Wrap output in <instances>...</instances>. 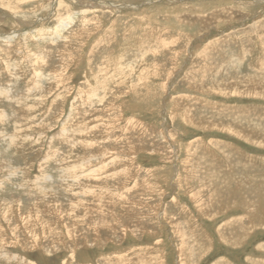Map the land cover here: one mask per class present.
<instances>
[{
    "label": "rangeland",
    "instance_id": "rangeland-1",
    "mask_svg": "<svg viewBox=\"0 0 264 264\" xmlns=\"http://www.w3.org/2000/svg\"><path fill=\"white\" fill-rule=\"evenodd\" d=\"M0 17V264H264V96L226 86L264 77V0H0Z\"/></svg>",
    "mask_w": 264,
    "mask_h": 264
},
{
    "label": "bare ground",
    "instance_id": "bare-ground-1",
    "mask_svg": "<svg viewBox=\"0 0 264 264\" xmlns=\"http://www.w3.org/2000/svg\"><path fill=\"white\" fill-rule=\"evenodd\" d=\"M58 2V1H57ZM60 2V1H59ZM58 2V3H59ZM59 6H60V4H59ZM20 10V9H19ZM32 15V14H31ZM0 20H2V18L0 17ZM199 20H200V18H199ZM199 20H197V21H199ZM22 21H25L24 19L22 20ZM21 21V22H22ZM72 22V20L71 19H69L67 22H64V23H60L61 24V28H62V30H65V29H67V27L69 26V24ZM195 22V21H194ZM22 24H28L27 22H22ZM41 34V33H40ZM92 34V33H91ZM55 35V34H54ZM81 35V34H80ZM93 35V34H92ZM86 37H88V34H86L85 35ZM200 38L201 37H199L198 39L200 40ZM261 39V38H260ZM137 42H138V40H137ZM208 51V50H207ZM217 57H222V56H217ZM258 60V59H257ZM229 62V61H228ZM204 63V62H203ZM259 63V67H258V69H262L263 67H264V54L263 55H261V59H260V61L258 62ZM217 68V67H216ZM150 69V68H149ZM89 70H90V68H89ZM263 71V70H262ZM262 71H261V73H262ZM254 72V71H253ZM264 72V71H263ZM251 73V72H250ZM259 73V72H258ZM257 73V74H258ZM262 75H263V73H262ZM261 75V76H262ZM263 77V76H262ZM234 78V77H233ZM264 78V77H263ZM263 78H261V77H255L254 76V74L253 75H251V76H249V75H247V77H241V78H239L238 80H236L235 82H234V80H233V82L234 83H232L231 81H228L229 83H227V87H229L228 89H236V90H240V91H242V92H247V94H251V96L254 94L255 96H256V94L257 95H261V96H264V79ZM91 81V80H90ZM216 83V82H215ZM215 85V84H214ZM133 86V85H132ZM218 88H220V86H217ZM134 88V87H133ZM132 88V89H133ZM218 88H217V90H218ZM135 89V88H134ZM216 89V88H215ZM227 89V90H228ZM220 90V89H219ZM235 90V91H236ZM208 91V90H207ZM211 91V90H210ZM239 91V92H240ZM213 92V91H212ZM227 92V91H226ZM233 94V93H232ZM181 95V94H180ZM246 95V94H245ZM182 96V95H181ZM12 98V97H11ZM15 98V97H14ZM181 98V97H180ZM99 99L98 97L97 98H92V100H95V101H93V103L92 102H88V104L90 105V106H95V104H97V103H99L97 100ZM102 99V98H101ZM85 100H87V99H85ZM178 100V99H177ZM175 101H176V98H175ZM95 103V104H94ZM173 103V102H172ZM176 104V107H177V110H178V115L179 116H181V118H183V121H187V120H190V119H188V113L187 112H185V110L184 109H181L182 107L179 105V103L178 102H176L175 103ZM179 111H181V112H179ZM174 114V113H173ZM25 115V114H24ZM238 116V115H237ZM191 117V116H190ZM243 117V116H242ZM230 120V119H229ZM242 121V120H241ZM240 121V122H241ZM212 122V121H211ZM220 122V121H219ZM232 122V121H231ZM228 123L227 125H228V127L230 128V132L232 133V134H234L236 137H239V138H241V139H244V140H251V138L250 137H248V134L250 135V134H252L251 133V128H250V131H249V129H248V127H250L249 125H242V124H239L238 123V121H236V119H233V123ZM226 123H227V121H226ZM246 123V122H245ZM214 124H216V122L214 123ZM200 125V124H199ZM211 125V124H210ZM217 126H222V125H220L218 122H217V124H216ZM257 126V125H256ZM208 127V126H207ZM77 131V130H76ZM249 131V132H248ZM254 131V130H253ZM264 131V130H263ZM83 132V131H82ZM229 133V132H228ZM253 133H256V132H253ZM259 133V132H258ZM259 134H261V133H259ZM262 134H263V132H262ZM262 134H261V136H262ZM253 135V134H252ZM258 135V134H257ZM264 135V134H263ZM254 136V135H253ZM253 136H251V137H253ZM257 137V139H259V137L258 136H255V138ZM262 137H260V139H261ZM68 139H71V138H68ZM172 139V138H171ZM253 139H254V137H253ZM264 139V138H263ZM254 140H256V139H254ZM68 141V140H67ZM76 141V140H75ZM263 142V141H262ZM75 143V142H74ZM75 145V144H74ZM78 145V144H77ZM85 145V144H84ZM262 145V144H261ZM82 146V145H81ZM80 146V147H81ZM74 148V147H73ZM86 148V147H85ZM84 148V149H85ZM88 148V147H87ZM86 148V149H87ZM80 149H82V148H80ZM83 149V150H84ZM89 149V148H88ZM81 151V150H80ZM188 151V150H187ZM186 151V152H187ZM191 151V150H190ZM196 151V150H195ZM200 152V151H199ZM231 152V151H230ZM195 153V152H194ZM196 153H198V152H196ZM206 154L205 153V151H203V152H201V153H199V154H196V155H199L198 157V160H199V164H200V167H199V169L201 168V166L204 164L203 163V160H201V158L202 159H204L205 158V156H204V154ZM231 153H233V152H231ZM190 154H192L191 152H190ZM237 156V155H236ZM187 157V156H186ZM197 159V158H196ZM249 159V158H248ZM226 160V159H225ZM182 162V161H181ZM228 162V161H227ZM203 163V164H202ZM237 164H239L238 162H236ZM211 164V163H210ZM198 165V164H197ZM194 166H195V164H194ZM205 166V165H204ZM226 166H229V167H231L232 165H226ZM236 166H238V165H236ZM240 166V165H239ZM208 167V166H207ZM198 169V168H197ZM198 169V170H199ZM202 169V168H201ZM200 169V170H201ZM211 169V168H210ZM236 169V168H235ZM240 169H241V171H243V172H245L246 174L248 173V167L245 165V164H241V166H240ZM259 170V169H258ZM185 172L187 173V176L188 175H190L189 174V169L186 167L185 168ZM194 173V172H193ZM200 173V172H199ZM238 173V172H237ZM185 174V173H184ZM207 174V173H206ZM211 174V173H210ZM212 174H214V173H212ZM226 174H228V173H226ZM243 174V173H242ZM206 176V175H205ZM246 176V175H245ZM244 176V177H245ZM204 177V176H203ZM250 179V178H249ZM213 180V179H212ZM219 180V181H218ZM221 179L220 178H214V181L216 182V183H218L217 184V186L216 187H222V183H221V181H220ZM235 180V179H234ZM244 180V179H243ZM44 181V180H43ZM235 181H237V180H235ZM182 182V181H181ZM247 182V181H246ZM238 183H239V181H238ZM241 183H242V181H241ZM36 185V184H35ZM43 185V184H42ZM226 185H228V184H226ZM39 186V185H38ZM253 187V186H252ZM248 188V187H247ZM36 189H38L37 191H39V194H40V197L41 198H43V197H45V196H43L44 194H43V192L45 191L43 188H37L36 187ZM214 189V188H213ZM216 189V188H215ZM246 190V189H245ZM250 190L251 189H249V193H250ZM253 192V191H252ZM262 192L264 193V190L262 189ZM248 193V192H247ZM43 194V195H42ZM214 194V193H213ZM253 194H255V193H253ZM46 195V194H45ZM256 195V194H255ZM255 195L253 196V197H255ZM197 196V195H196ZM237 196V195H236ZM40 198V200H42ZM252 198V197H251ZM250 198V199H251ZM264 194L263 195H259L258 194V196H256V201L259 203L260 201L262 202V201H264ZM43 199H45V198H43ZM254 199V198H253ZM53 200V199H52ZM244 200V199H243ZM252 200V199H251ZM250 200V201H251ZM36 201V200H35ZM45 201H46V199H45ZM203 201V200H202ZM201 201V202H202ZM216 201V199L213 201V202H215ZM218 201H220V200H218ZM235 201V200H234ZM233 201V202H234ZM241 201V200H240ZM247 201V200H246ZM255 201V202H256ZM40 202V201H39ZM44 202V201H43ZM47 202V201H46ZM54 202L56 203L57 201L54 199ZM207 202V201H206ZM249 202V201H248ZM254 202V201H253ZM76 203V202H75ZM82 203H84L83 201H82ZM220 203H222V202H220ZM231 203V202H230ZM240 203V202H239ZM36 204V203H35ZM35 204H33V205H35ZM92 204V203H91ZM203 204V203H202ZM201 204V205H202ZM228 204V203H227ZM246 204V203H245ZM37 205V204H36ZM89 205V204H88ZM222 205V204H221ZM253 205V204H252ZM258 205V204H257ZM209 206H210V204H209ZM212 206H214V205H212ZM215 206H217L216 205V203H215ZM242 206V205H241ZM202 207H204V206H202ZM221 207V206H220ZM224 207V206H223ZM55 208V207H54ZM69 208V207H68ZM75 208V207H74ZM207 208V207H206ZM210 208V207H209ZM219 208V207H218ZM87 209H88V207H87ZM87 209L86 210H84V214H85V216H86V218L87 217H89L90 215V212L89 211H87ZM249 209V208H248ZM254 209V208H253ZM3 210V213H1V216L3 217V219L4 220H6L7 219V217H8V214H7V210H5L4 208L2 209ZM1 210V211H2ZM89 210V209H88ZM104 210V209H103ZM207 211H208V209H206ZM220 210V209H219ZM251 210V209H250ZM205 211V210H204ZM206 211V212H207ZM214 211V210H213ZM58 212V211H57ZM200 212H203V210L202 211H200ZM221 212V211H220ZM219 212V213H220ZM215 213V212H214ZM218 213V212H217ZM248 214H250L249 212H247ZM30 213L28 212V215H29ZM38 214V215H37ZM54 214H57V215H59V213H54ZM72 214V213H71ZM202 214V213H201ZM206 214H208V213H206ZM205 214V215H206ZM216 214V213H215ZM27 215V214H26ZM27 215V216H28ZM34 215L36 216V220L39 222H41L42 223V220H51V219H46L44 216H43V212H41L40 211V209L38 210L37 208H36V206H34ZM203 215H204V213H203ZM217 215V214H216ZM215 215V216H216ZM253 215V214H252ZM25 216V215H24ZM70 216V215H69ZM84 216V215H83ZM59 217L61 218V216L59 215ZM249 217V216H248ZM247 217V218H248ZM256 217V216H255ZM9 218V217H8ZM23 218V217H22ZM28 218H30V217H28ZM213 218V217H212ZM73 219H75V218H73ZM100 219V218H99ZM214 219V218H213ZM24 220H26V219H24ZM7 221V220H6ZM5 221V222H6ZM73 221V220H72ZM249 221V226L247 227L246 225L245 226H243L240 230H239V234L238 235H240L239 236V238H238V242L242 239V235L244 234V233H247V231L248 230H251L252 228H254L255 229V227H258V225L260 226L261 225V220L260 219H257V220H252V218H250V220H248ZM234 222V221H233ZM254 222H256V223H254ZM236 223V222H235ZM254 223V224H253ZM8 224V223H7ZM233 224V223H232ZM238 224V223H237ZM42 225H43V227H45L44 226V224L42 223ZM46 225V224H45ZM233 227V226H232ZM260 227H262V225L260 226ZM179 228V227H178ZM183 228V227H182ZM234 228V227H233ZM46 229V228H45ZM44 229V230H45ZM47 229H49V228H47ZM223 229V228H222ZM227 229V228H226ZM226 229H225V234H226ZM174 230V229H173ZM219 230V229H218ZM221 230V229H220ZM231 230V229H230ZM230 230H229V232H230ZM46 231H48V230H46ZM180 231V230H179ZM184 231H185V229H184ZM183 232V231H182ZM238 232V231H237ZM181 233V232H180ZM189 234V233H188ZM224 234V235H225ZM231 234V233H230ZM200 235V234H199ZM228 235V234H227ZM231 235H234V234H231ZM180 236V235H179ZM221 236V235H220ZM43 239H45L46 238V235L43 233V235L41 236ZM189 237V236H188ZM36 238V236L34 237V240H36L35 239ZM187 238V237H186ZM190 238V237H189ZM200 238V237H199ZM229 239H231V238H229ZM184 240V239H183ZM193 240V239H192ZM196 240V239H195ZM197 241H198V238H197ZM233 241V240H232ZM38 242V241H37ZM187 242V241H186ZM189 242V241H188ZM230 242V241H229ZM228 242V243H229ZM180 243V242H179ZM182 243V242H181ZM190 243H192V242H190ZM227 243V242H226ZM189 244V243H188ZM239 244V243H238ZM262 245V244H261ZM189 247V246H188ZM237 247V246H236ZM194 248V247H193ZM184 249V248H183ZM190 249V248H189ZM192 249V248H191ZM186 250V249H185ZM180 251H181V249H180ZM195 251V250H194ZM263 251V250H262ZM184 253H186V251L184 252ZM194 253V252H193ZM189 254V253H188ZM182 257V256H181ZM187 259H189V258H187ZM108 261V260H107ZM114 261V260H113ZM251 261V260H250ZM109 262H110V260H109ZM188 262H191V261H188ZM66 263V262H65ZM68 264H71V262H68ZM107 264V263H106ZM109 264V263H108ZM114 264V263H113Z\"/></svg>",
    "mask_w": 264,
    "mask_h": 264
},
{
    "label": "crops",
    "instance_id": "crops-1",
    "mask_svg": "<svg viewBox=\"0 0 264 264\" xmlns=\"http://www.w3.org/2000/svg\"><path fill=\"white\" fill-rule=\"evenodd\" d=\"M238 154V153H237ZM234 168V167H233ZM235 170V169H234ZM228 171H230V170H228ZM217 210V209H216ZM220 211V210H219ZM215 213L213 212V211H210V213H209V216L208 217H202V219L203 220H213V218H212V215H214ZM219 214V213H218ZM215 218V217H214ZM231 219H234V218H229V220H231ZM249 237V236H248ZM247 237V238H248ZM203 239V238H202ZM205 241V240H204ZM260 244H262V243H260ZM260 244H258L257 245V249H258V247H259V245ZM200 245L201 246H203V249H200L201 248V246L198 248L197 247V249L200 251V252H203V251H205V253H206V255L208 254V253H210L211 252V249H212V247L210 248V246H209V244L208 243H206V244H204V242H203V240H202V243H200ZM227 245V244H226ZM228 246V245H227ZM229 247V246H228ZM231 248H233V249H236V247H231ZM239 248V247H238ZM259 250V249H258ZM251 257H249V259H250ZM225 262H227V260H225L224 259V261H221V259L220 258H218V259H216L214 262H212V264H219V263H221V264H226ZM164 263H165V261H164ZM228 263V262H227ZM229 264V263H228ZM249 264H251L250 262H249Z\"/></svg>",
    "mask_w": 264,
    "mask_h": 264
}]
</instances>
